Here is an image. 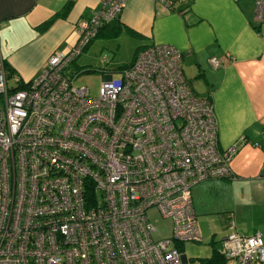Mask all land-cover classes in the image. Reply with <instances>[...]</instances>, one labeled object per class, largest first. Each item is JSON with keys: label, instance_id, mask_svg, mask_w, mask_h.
Here are the masks:
<instances>
[{"label": "built area", "instance_id": "2783aa9c", "mask_svg": "<svg viewBox=\"0 0 264 264\" xmlns=\"http://www.w3.org/2000/svg\"><path fill=\"white\" fill-rule=\"evenodd\" d=\"M126 2L99 0L28 81L0 56V264H191L180 247L201 240L192 187L230 177L238 143L220 146L212 99L173 44L145 45L96 94L74 84L71 61ZM151 206L171 218V237H152ZM221 245L232 264H264L260 231H230Z\"/></svg>", "mask_w": 264, "mask_h": 264}, {"label": "crops", "instance_id": "0c3cea01", "mask_svg": "<svg viewBox=\"0 0 264 264\" xmlns=\"http://www.w3.org/2000/svg\"><path fill=\"white\" fill-rule=\"evenodd\" d=\"M67 2L66 13L43 24ZM98 6L99 0H0V56L13 75L30 80L51 53L71 47L78 24ZM255 7V0H188L175 9L127 0L119 34L135 43L130 61L153 42L176 46L194 91L212 99L220 146L238 143L230 177L192 187L198 224L245 235L260 231L264 240V19L254 17Z\"/></svg>", "mask_w": 264, "mask_h": 264}, {"label": "rangeland", "instance_id": "374dc122", "mask_svg": "<svg viewBox=\"0 0 264 264\" xmlns=\"http://www.w3.org/2000/svg\"><path fill=\"white\" fill-rule=\"evenodd\" d=\"M134 47L135 43L132 38L126 36L123 32L113 37H95L80 52L76 61L77 64L83 66L87 64L85 66L91 69L78 72L74 78V84L85 86L92 94H96L104 79L110 76L113 78L119 76L120 65L131 60ZM183 68H185L184 65ZM200 91L204 94L202 89ZM201 93L200 95H202ZM146 212L150 222L155 226V230L151 233L153 238L160 239L172 236L173 224L171 218L162 216L155 206L148 207ZM200 226L201 240L186 241L180 247V253L191 259V264H200L202 259L210 256L214 246L222 251L221 238L228 233V230L224 226L222 227V224L210 223L204 225L201 223ZM223 264H232V260L225 259Z\"/></svg>", "mask_w": 264, "mask_h": 264}, {"label": "trees", "instance_id": "16d2710c", "mask_svg": "<svg viewBox=\"0 0 264 264\" xmlns=\"http://www.w3.org/2000/svg\"><path fill=\"white\" fill-rule=\"evenodd\" d=\"M68 7H69V3L67 2V3L64 4V6L61 9H59L56 12H54L51 16H49L47 19H45L43 24L49 25L58 15L66 13ZM122 24L123 23L120 20V14L117 15L116 17H114L112 20L101 24L99 26L95 36L92 37L90 39V41L87 44L84 45L82 50L84 48H86L87 45L97 36L113 37V36L118 35L119 32L121 31V27L123 26ZM77 56H75V58L70 63V67H71L70 70L73 73H75V74H78V72L83 71V70H90L91 69L90 67L85 66L87 64H84V66H83L81 64H77L76 63ZM131 62L132 61L124 63L123 65H120V67L125 66V65H129ZM6 69L8 71V75L9 76H12L14 74L13 69L8 64H6ZM224 261H225V257L223 255V253L218 248L214 247L212 253L210 254V256H208L205 259H202L200 264H223Z\"/></svg>", "mask_w": 264, "mask_h": 264}]
</instances>
